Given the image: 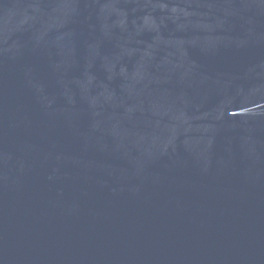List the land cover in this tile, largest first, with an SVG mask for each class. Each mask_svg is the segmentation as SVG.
<instances>
[{
	"label": "water",
	"instance_id": "95a60500",
	"mask_svg": "<svg viewBox=\"0 0 264 264\" xmlns=\"http://www.w3.org/2000/svg\"><path fill=\"white\" fill-rule=\"evenodd\" d=\"M0 264H264V0H0Z\"/></svg>",
	"mask_w": 264,
	"mask_h": 264
}]
</instances>
